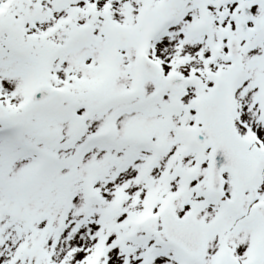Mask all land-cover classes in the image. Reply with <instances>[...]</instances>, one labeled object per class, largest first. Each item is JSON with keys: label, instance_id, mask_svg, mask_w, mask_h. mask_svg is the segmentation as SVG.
Returning <instances> with one entry per match:
<instances>
[{"label": "rangeland", "instance_id": "rangeland-1", "mask_svg": "<svg viewBox=\"0 0 264 264\" xmlns=\"http://www.w3.org/2000/svg\"><path fill=\"white\" fill-rule=\"evenodd\" d=\"M7 1L0 0V103L7 109L9 120L0 123V128L17 124L22 129L21 133L25 135L23 138L18 136L12 145L6 142L0 144V156H3V153L9 156L7 164L9 168L2 174L0 180V194L3 193L2 186L8 185L5 195L9 196L8 201L6 200L9 210L5 205L7 211L2 212L0 208V252H4V255L0 256V264H82L92 259L93 255L95 259L87 264H129L134 258V264H142L143 257L147 260V264H170L172 260L177 262L174 264H179L184 261L179 258L183 257L181 255L170 250H160V247H156L154 239L145 236L149 235L145 228L147 218L157 214L160 208L167 205V209H172L176 215L188 212L207 224L209 229L215 230L218 229L217 226L228 221V217L224 219L220 215V208H227V205H218L217 202L212 203L207 200L206 194L209 191L205 166L202 163L205 153L200 152L202 159L200 158L199 163L196 161L195 153L188 151L185 154L181 145L182 140L186 139L183 132V130L186 132V129L181 130L179 123H170V121L177 114L185 112L186 126L190 129L189 132L192 131V126L198 122L194 112L195 105L205 97L206 87L209 89L217 77L227 73L228 67L223 61V56L226 53L224 49L230 33L232 32L233 35L240 33V27L243 25L241 19L247 17L264 25V0H261L260 4L259 0H250L249 10L240 13L241 19L231 24L228 33H225L222 20L218 19L220 27L217 39L218 66L197 74L200 83L211 81L209 88L208 85L200 84L201 86L193 91L170 92L171 98L165 97L149 107L146 106L147 99L156 96L159 86L160 88L162 86L139 75V94L134 95V91L125 93V89L129 87L135 75L132 66L125 65L126 57L122 53L118 52L119 60L110 61L108 66L104 52L95 51L94 54L90 52L89 56L92 57L96 69L92 65L89 72L79 64V58L63 55L59 59L63 60L65 65L58 64L57 70L51 72V69H56L53 66L55 60L51 55L53 43L63 42L67 35L76 38L78 30L84 22H87L86 17L81 16L85 14L82 6L88 7L93 12L103 11L100 6L105 3L112 6L107 9L110 11L104 21L93 17L92 13L88 15L94 23L93 26L98 28V33L103 35L106 30L109 34L112 26L110 23L131 29L129 15L132 9L128 8L130 0H122L123 5L108 3V0L97 1L100 5L90 3L88 0L87 2L73 0L71 2L74 8L69 13L72 16L69 17L70 22H73L71 28L63 25L64 28L60 29L58 37L53 38L49 34L46 39L43 38L47 35L48 27L61 22L60 19L52 17L47 7L57 10L60 6H64L63 3L67 0H11L10 5L6 7ZM242 1L232 0L231 5L234 7L235 3L241 4ZM81 9L82 14L78 15L76 11ZM31 21L40 24L38 31L43 36L39 35L35 39L34 31L28 32L27 37L30 39L23 41L26 42L23 46L20 40L24 30L23 24L26 22L25 27H28L32 24ZM147 29L145 27V30ZM148 31H150V40L153 29ZM251 34L250 37L245 36L239 41L243 64L232 79V87L236 92L233 101L236 107L234 126L236 133L245 140L243 153L256 159L262 166L258 183H264V139H262L264 61L263 58L260 59L264 51V41L254 53H251V41L256 37V32ZM75 38L73 40H76ZM136 43L137 41L133 46L125 48V52L129 53L130 61ZM99 45L101 44H95L96 47ZM142 46L145 47L146 44L142 43ZM163 47L162 42L157 50L160 51ZM42 48L50 49L45 56L32 53L30 58L25 53L27 50L38 51ZM105 49L103 48V51ZM250 53L253 55L250 56ZM27 61L30 67L25 65ZM253 61L256 62L254 65H252ZM164 64L161 77L169 71L187 74L188 67L182 66L183 61L174 63L170 60ZM52 73L58 76L59 81L65 80L72 82L73 85H79L82 91L86 87L89 89L90 100L86 103L88 107L86 111L94 115L95 120L94 124H91L90 120L86 121L87 125L79 132L81 135L78 137L80 143L87 140L86 145L79 143L72 147L69 141L57 148L50 145L55 137L58 139L56 133L53 134L56 131L63 132L60 143L68 137L70 139L71 136L67 134V130L72 118H67L68 110L66 106L57 105L58 100L54 103L50 102L41 109L26 110L27 105L24 103L26 95L38 84H53ZM68 74L74 75L73 78L70 79ZM130 96L132 98L128 99ZM176 96H186V98L177 97L173 101ZM141 106H144V111L138 110ZM167 106L169 111L166 110ZM106 127L111 129L103 138L100 134L108 132ZM32 136H37L43 150L49 152L51 150L49 160L43 162L42 166L35 160L32 161L26 156L19 157L16 154L23 147H28L27 144L30 142L27 140ZM246 136L254 141L249 142ZM89 142L96 149L90 151ZM102 142H107V145ZM163 144L169 146V157L175 159L172 164L158 161L153 163L149 158L150 148ZM138 145L145 147L142 152L137 153L140 155L138 157L140 162L136 167L127 166L134 162V158L126 156L133 155ZM105 148L107 150H102ZM82 151H84L81 157L83 161L74 167L71 164L72 156ZM52 169H56L55 178L50 173ZM179 173L183 176L176 177ZM167 174L168 179L171 180L165 186L161 177ZM19 182H22L21 189L16 190ZM83 184L87 195H82ZM230 186H234V183L232 182ZM247 190L249 195L261 197L264 194V184L243 188L239 192L242 195ZM67 191L72 195H68ZM34 194L38 195L34 201L22 202L24 195L27 199V195ZM20 195H23L22 200ZM42 205H50L51 210ZM247 224L256 226L258 222L250 219ZM134 226L137 232L132 230ZM205 238L208 247L204 252L215 250L213 246L220 241L215 233L211 236L208 231ZM4 244L8 248L3 247ZM34 247H36V252L32 256L34 259L29 260V253ZM260 255L264 256V254ZM262 256L256 264H263L260 262ZM244 258L245 256L241 257ZM219 262L231 263L226 255L219 257Z\"/></svg>", "mask_w": 264, "mask_h": 264}, {"label": "water", "instance_id": "water-1", "mask_svg": "<svg viewBox=\"0 0 264 264\" xmlns=\"http://www.w3.org/2000/svg\"><path fill=\"white\" fill-rule=\"evenodd\" d=\"M210 106H211V105L209 104L208 107L211 108ZM221 107H222V104H219L218 106L215 105V106L213 107V109L217 111V109H220ZM204 110H205V113L210 114V111H211V110H208V109H206V108H204ZM223 119H224V115H222V116L218 115V116H215V117H211V118L208 120V128H213V130L217 129L219 123L222 122ZM221 149H222V147H221L219 144L215 146V152H216V153L219 152ZM227 161H228V162L231 161V162H233L232 164H234L235 166H237V163H238V162H237V160H236L235 158H233L232 156L229 157V159H227ZM224 164H226V163H224ZM173 226H175V227H180V226L176 225L174 222H171L170 225H169V228L171 229V227H173ZM181 227H186V226L183 225V226H181ZM196 231H197V229L195 228V226H194V225H191L189 228H187V233L185 234V236H183V238H181V240H179V239H174V238H172V239H173L177 244H182V243H184V241H186V238H188V237H190V236L192 237V236L195 234ZM168 232H169V230H168ZM197 232H198V233H197V236L195 237V240H194L195 242H196V241H199V240L201 239V236H202V233L200 234V230H198ZM188 248H189V247H188ZM189 249H190V248H189Z\"/></svg>", "mask_w": 264, "mask_h": 264}, {"label": "bare ground", "instance_id": "bare-ground-1", "mask_svg": "<svg viewBox=\"0 0 264 264\" xmlns=\"http://www.w3.org/2000/svg\"><path fill=\"white\" fill-rule=\"evenodd\" d=\"M91 151V150H90ZM131 263V262H130Z\"/></svg>", "mask_w": 264, "mask_h": 264}]
</instances>
